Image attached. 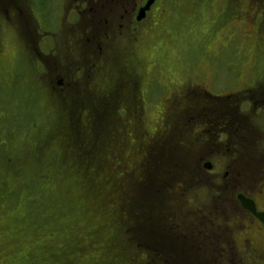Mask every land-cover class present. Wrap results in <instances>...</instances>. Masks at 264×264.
<instances>
[{
  "label": "rangeland",
  "instance_id": "rangeland-1",
  "mask_svg": "<svg viewBox=\"0 0 264 264\" xmlns=\"http://www.w3.org/2000/svg\"><path fill=\"white\" fill-rule=\"evenodd\" d=\"M62 1L68 8V3L71 5L74 0H46L44 3L56 8ZM40 2L25 0L28 18L30 7L36 8ZM42 12L45 21L49 20V27L56 26L54 14L47 13L46 9ZM262 12L264 0H158L153 17L138 25L140 41L134 40L133 44L128 42L131 36L136 37L132 34L135 27H128L132 17L122 8L108 14L110 24L123 18L122 24L126 27L117 26L122 33L118 32L115 37L122 38L109 53L106 47L102 51L85 45L87 66L91 70L92 61L104 52L113 55L112 61L120 62L122 70L123 62L131 71L125 76L127 81L118 87L108 85V79L98 76L94 70L86 73V79L91 85L99 84L100 90L104 88L98 94L104 93L103 97L109 101L121 92L120 88L127 90L132 86L133 91L129 95L120 94V102L111 109L114 121V113L124 105L115 117L116 139L112 144L106 137L107 158L92 166H87L86 159L77 161V149L67 142L68 127L52 102L55 64L49 62L48 71L43 73L36 61L38 58H34L38 56L35 48L38 49L40 41L36 23L30 24L32 37L25 43L13 27L0 18V264H156L157 253L150 247L135 248V244H130L128 233L135 219L129 215L127 203L139 198L136 184L149 143L158 135L167 139L175 128H185L189 118L200 117V104L213 105L212 114L222 109L223 105L210 102V96L208 102L203 101V94L208 91L228 98L237 95L233 103L238 109L233 110L237 113L241 110L248 117L250 126L264 142V86H259L258 82L264 83ZM87 19L78 21L71 33L81 35L87 30L88 34L94 33ZM58 50L62 53L63 47ZM80 64H72L71 69ZM78 76L80 80L84 75ZM82 90L95 95L84 86ZM250 90L251 94L244 97ZM86 94V107L78 103L83 99L79 96L71 108L75 104V109L81 110L80 116L88 121L87 113L96 99L91 100ZM70 97L69 94V100ZM140 104L142 110L138 107ZM77 119L81 125L82 120ZM182 132L190 134L183 141H187L186 147L194 154L197 127L189 125ZM198 135L197 150L204 154L207 151L206 161L213 162L215 167L213 170L203 167L204 171L200 169L196 176L193 174L188 179H204L206 182L200 184L209 188H193L195 184L183 195L173 191L174 199L187 198L185 203L174 201V216L164 208L161 211L168 219L179 215L175 220L183 229L184 214L185 223L191 225L202 209L212 210L208 217L203 215L202 221H207L210 228L218 225L212 219L218 217L219 194L212 189H218L223 180L228 183L227 177L223 179L226 163L230 159L231 166L234 160L229 150L234 143L228 146L226 137L204 142ZM103 154L105 151L101 156ZM39 158L45 160L42 165L38 163ZM189 180L186 183H190ZM201 231L198 229L193 234L194 241L198 240V233L202 236ZM242 233L245 235L239 239L240 244L244 236L254 235L262 243L264 252V241L253 228L245 226ZM203 237L206 242V236ZM207 243L213 244L212 236ZM240 248L243 253L244 247ZM141 249L146 252V258ZM204 259L208 264L206 257ZM207 260L209 264L214 260V264H219L214 254L208 253Z\"/></svg>",
  "mask_w": 264,
  "mask_h": 264
},
{
  "label": "flooded vegetation",
  "instance_id": "flooded-vegetation-1",
  "mask_svg": "<svg viewBox=\"0 0 264 264\" xmlns=\"http://www.w3.org/2000/svg\"><path fill=\"white\" fill-rule=\"evenodd\" d=\"M40 4L31 10V16H28L25 13V0H0V13L3 15V21H6L13 26L19 35V38L24 40L26 43L27 38L32 37V26L31 23H36V30L38 35L39 45L41 42L45 41L46 36L52 41L53 47L51 48V55L44 56L41 51L35 48V51L38 54V59L44 72L48 71L47 64L53 62L55 64V69L57 70L56 79L53 82L51 88V93L56 101V104L60 112L69 113L72 112L71 103L74 101L73 94L77 91H80L81 88H74L76 84H81L85 73L92 70L102 71L103 69L109 68V63L106 62L109 59V52H111L112 47L118 42L119 38H115L117 33L120 32V29L117 27H126L122 24L123 18H117V22L111 23L107 15L113 13L114 9H123L124 13L128 14V17H132L129 26L135 27V32L132 33L136 35L135 39L131 36V41L125 39L130 43H134V40H138V25H143V22L146 19H149L153 16L154 6L151 8L150 12L147 13L145 19L139 21L138 13L142 6L146 4L148 0H74L70 5L68 3V8H66L65 3L62 1V4H57L56 8H52L50 4L46 5L44 3L46 0H41ZM70 1V0H66ZM44 3V4H43ZM41 5V6H40ZM51 8V9H50ZM46 9L47 13L54 14L56 26L49 27V20L45 21L43 10ZM32 13H36L38 16L37 21L34 20ZM88 18L86 23L89 29L92 27L94 33L88 34L87 30L84 34H72L71 30L76 28L78 21L83 20V18ZM66 22V24H64ZM147 22V21H146ZM145 22V23H146ZM73 27V28H72ZM92 30V31H93ZM25 31V33H23ZM100 34V36H98ZM124 34V33H123ZM130 34V35H132ZM127 35V34H125ZM61 37V41L59 38ZM62 44V45H61ZM83 45H90L94 48H100L102 51L106 47V52L100 53V56H97V61L90 65L91 70L87 66L86 56L82 55L81 48ZM58 47H64L62 53L57 51ZM97 50H95V53ZM81 63L75 69H71L72 64ZM69 72H71L69 74ZM76 74L84 75L80 80L79 76ZM97 85V84H96ZM104 88L100 90L102 92ZM70 91L69 94L66 92ZM87 90H92L98 92L97 88H88ZM85 90L80 91L81 96H84ZM73 92V93H72ZM264 194L263 190H251L249 191L248 197L253 199L256 202L258 210H264ZM240 214L235 219V228H238L236 239L231 235L229 230V243L226 247L227 252L230 254V264H264V252L262 243L254 236H244L241 244L239 239L242 235H245L244 228H253L254 232L257 233L258 238L264 241V225L253 216L250 212L244 211L243 209H238ZM247 221V224L245 223ZM243 225L239 228L240 223ZM259 246L257 248L256 246ZM241 246L244 247L243 253H241ZM238 255V257L236 256Z\"/></svg>",
  "mask_w": 264,
  "mask_h": 264
},
{
  "label": "trees",
  "instance_id": "trees-1",
  "mask_svg": "<svg viewBox=\"0 0 264 264\" xmlns=\"http://www.w3.org/2000/svg\"><path fill=\"white\" fill-rule=\"evenodd\" d=\"M78 87L81 88L83 85H79ZM84 87L87 88V86ZM74 88H76V86ZM120 91L123 93H117V96L119 95V97L120 94H127V90L123 88H120ZM91 92L94 93L93 91ZM251 92L252 90L244 93V96H246L248 93L251 94ZM80 95H82L80 91L74 93L73 97H75V103L78 101L76 98H79ZM86 95L91 100L94 97L96 99L95 102H93V106L91 107L92 123H89L88 126H81L75 123V125L68 127L67 142L69 145H72L77 149V161H79V163L80 161L83 162V160L86 159L85 163H88V165L93 162L96 163L95 165H97L103 163L102 159H104V154L101 156V153L105 151L104 145L107 141V138H109V133L113 129L112 126L114 121L111 117L112 111L109 109L110 103L104 99L102 95ZM236 96H230L227 98V100H230V102H235L237 100L235 99ZM210 101L212 103L222 102V98L218 99L217 97H213L210 99ZM87 102L88 99L85 96L82 100L78 101L80 104ZM237 108L238 106L234 105V109L236 110ZM240 114H242L241 110ZM244 120L246 119L242 116H235V128L233 129V132L236 135H239L242 133L245 127L249 133L256 134L249 122L244 125ZM170 135L171 136L168 135L167 139L161 136L162 139H157L148 146L147 155L141 170L142 175H140V178L136 184L139 189V198L137 201L133 199L130 203H127V207L130 209L129 215L133 218H137L136 224H132L128 227V233L131 236V240L135 241L136 227H145L149 230V232L152 233L150 236L152 243H154L160 250H163L166 246L169 249V253L168 251H162L159 254V256H162L164 259V261L161 259L159 264H194L193 262L191 263L189 261V258H192L193 261L198 255L191 256L189 254V251H194V247L190 241L191 236L185 232L177 234L175 227H172V224H168L170 221H168L166 214L160 212L163 208L162 203L165 200V193H161L159 190L164 188L163 190L166 192L167 188H169L171 184H174L175 181L187 185V183L184 182L185 175H188L190 172L196 169V165L194 167L195 159L190 155L188 156V153H186L189 149L177 142L178 136L181 138L182 134H179L176 138H172V133ZM167 144L169 145L166 146ZM238 144L246 145V143L241 142ZM259 152H261V149H259ZM44 161L45 160L43 158H39L38 163L42 165ZM142 186L144 187V191L149 190L152 192L151 195L149 194V198L147 197V202L146 200H141L142 192L140 191V187ZM157 218H160L161 221L157 223L156 226L152 221H157ZM138 241L141 243L146 240L141 238L138 234Z\"/></svg>",
  "mask_w": 264,
  "mask_h": 264
},
{
  "label": "water",
  "instance_id": "water-1",
  "mask_svg": "<svg viewBox=\"0 0 264 264\" xmlns=\"http://www.w3.org/2000/svg\"><path fill=\"white\" fill-rule=\"evenodd\" d=\"M259 217L264 221V214H260Z\"/></svg>",
  "mask_w": 264,
  "mask_h": 264
}]
</instances>
